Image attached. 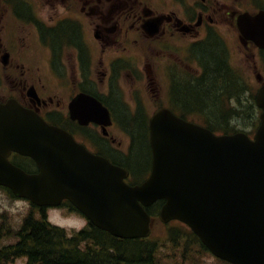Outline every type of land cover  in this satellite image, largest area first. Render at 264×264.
<instances>
[{"label": "flooded vegetation", "instance_id": "flooded-vegetation-1", "mask_svg": "<svg viewBox=\"0 0 264 264\" xmlns=\"http://www.w3.org/2000/svg\"><path fill=\"white\" fill-rule=\"evenodd\" d=\"M259 10L264 0H0V85L11 95L17 89L11 97L68 129L94 153L121 161L131 154L132 144L128 152L122 150L121 141L109 131L105 135L102 126L71 119L68 103L74 94L87 92L101 100L112 124L134 115L142 116L146 126V115L161 106L177 113L181 87L206 72L201 65L205 48L217 47L227 65L234 57L264 55V48L245 39L236 26L239 13ZM65 28L73 35L56 40L52 34ZM32 29L49 79L39 65L26 69L13 60L15 45L33 42ZM254 66L249 71L229 66L237 86L223 94L222 109L256 103L264 68ZM9 159L32 171L36 167L17 152Z\"/></svg>", "mask_w": 264, "mask_h": 264}, {"label": "water", "instance_id": "water-1", "mask_svg": "<svg viewBox=\"0 0 264 264\" xmlns=\"http://www.w3.org/2000/svg\"><path fill=\"white\" fill-rule=\"evenodd\" d=\"M244 34L264 44V21ZM256 99L262 114L252 138L241 131L215 134L170 109H157L149 124L150 175L136 185L124 181L122 168L86 153L66 131L21 115V122L4 126L20 129L18 142L40 171L26 174L0 157V183L39 204L68 197L90 221L121 238L148 235L145 207L163 199L159 219L188 224L217 257L232 264H264V86ZM90 103L87 118L102 111L109 122L107 109ZM2 108L20 112L15 105ZM4 141L12 136L7 133Z\"/></svg>", "mask_w": 264, "mask_h": 264}, {"label": "trees", "instance_id": "trees-1", "mask_svg": "<svg viewBox=\"0 0 264 264\" xmlns=\"http://www.w3.org/2000/svg\"><path fill=\"white\" fill-rule=\"evenodd\" d=\"M52 35L60 41L63 37H71L73 30L65 28ZM202 54L201 65L205 67V74L199 81H191L181 87L176 105L183 112L196 109L203 113L206 124L214 131L228 132L240 122H253V105L222 109L223 94L235 91L236 82L228 74L229 66L222 61L217 47L205 48ZM235 95L238 97L239 93ZM123 119L121 124L129 130L133 140L131 154L125 161L135 174L144 164L142 161L146 151L149 159L148 141L145 138L147 127L142 116L132 115ZM160 203L157 201L149 206L151 215H157ZM168 232V240L177 252L176 258L186 261L195 254L207 255L205 246L188 227L178 224L170 227ZM17 235L19 239L2 248L0 254L27 255V264H161L160 251L165 245L162 240L160 242L154 238L120 239L89 223L69 234L64 228L47 222L43 216L33 218L30 215L23 220ZM217 261L228 264L223 260Z\"/></svg>", "mask_w": 264, "mask_h": 264}, {"label": "rangeland", "instance_id": "rangeland-1", "mask_svg": "<svg viewBox=\"0 0 264 264\" xmlns=\"http://www.w3.org/2000/svg\"><path fill=\"white\" fill-rule=\"evenodd\" d=\"M32 38H33V42H30L29 44H25V43L20 44L19 52L15 49L13 53L14 62L18 61L19 53H20V55L25 57V61L27 64L29 65H32L34 63L36 65L38 64L40 68L43 69V72L45 73V70L47 68L46 61H45V58L41 54H39L41 52L40 48L35 47L36 41L34 38L33 31H32ZM235 45L236 44H232L233 47H235ZM24 53H27V55L25 56ZM37 53L38 55L36 59L34 60V54H37ZM231 61H232L231 65H235L236 67L245 69L247 71H249V69L253 67L254 65L256 66L260 65V60L257 58H251L247 60L242 57H236V58L234 57V60L231 59ZM240 99L242 100L241 97ZM117 131L118 132H116V135H118L120 137V140L123 141V138L121 137L122 136L121 131L120 130H117ZM124 138H125L124 140V146H125L127 140L125 136ZM147 160H148V153L146 151L144 161H142L144 164L143 166H141L140 169L136 171V174H135L136 177H134V179L136 178L140 179L146 175L145 173L147 172V168L149 165V162H147ZM30 209L31 208L28 205V203L22 200H14V199L11 200L5 192L0 191V213H5L4 223L6 224V227H9L11 225L16 227L17 221L20 222L22 216L26 214ZM48 217L51 222L55 224L57 223L66 228L68 227L76 228V227L83 225L84 223V218L81 216V214L65 215V213H63L61 209H57V208L55 209V211H49ZM173 224L174 222L171 225ZM163 227L164 226H162V222L161 223H159L158 221L155 222L153 226L154 237H157L158 235L160 236L162 235ZM1 236H3V234ZM4 241L8 242L9 240L5 239ZM162 241L164 242L165 245L162 246L160 255L162 256V261L164 262V264H219L212 255L202 256L200 254L198 255L195 254L187 262H183L179 260L178 258H176L177 252L175 249L173 250L172 244L169 242V240L163 238ZM10 264H24V263H23V259H18L17 261H14L13 263H10Z\"/></svg>", "mask_w": 264, "mask_h": 264}]
</instances>
